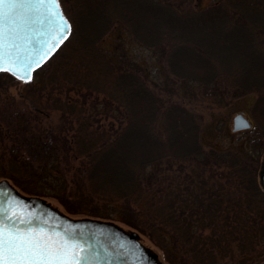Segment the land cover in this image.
<instances>
[{"label": "trees", "instance_id": "trees-1", "mask_svg": "<svg viewBox=\"0 0 264 264\" xmlns=\"http://www.w3.org/2000/svg\"><path fill=\"white\" fill-rule=\"evenodd\" d=\"M61 6L73 33L24 83L27 110L0 120V181L54 199L69 215L119 221L168 264H223L264 246V127L255 125L248 152L206 149L201 115L164 103L98 46L121 26L162 59L169 83L198 84L218 104L257 93L255 117L264 102V0H218L205 10L192 0ZM54 112L65 120L61 134L42 126Z\"/></svg>", "mask_w": 264, "mask_h": 264}, {"label": "snow or ice", "instance_id": "snow-or-ice-1", "mask_svg": "<svg viewBox=\"0 0 264 264\" xmlns=\"http://www.w3.org/2000/svg\"><path fill=\"white\" fill-rule=\"evenodd\" d=\"M70 33L73 24L61 0H0V71L32 81L33 70ZM255 119L257 128L264 127V102ZM13 207L0 201V264H100L99 251L82 234H62L38 219H21Z\"/></svg>", "mask_w": 264, "mask_h": 264}, {"label": "rangeland", "instance_id": "rangeland-1", "mask_svg": "<svg viewBox=\"0 0 264 264\" xmlns=\"http://www.w3.org/2000/svg\"><path fill=\"white\" fill-rule=\"evenodd\" d=\"M218 0H192L194 9L205 10L214 5ZM99 48L106 54L118 69H130L143 76L147 85L159 96L164 103L181 104L202 116L204 127L201 133V142L206 149L217 150H238L248 152L252 142L256 138V119L252 113V108L257 99V93L249 94L238 99H228L226 103H216L200 95L198 84H185L181 81L169 83V74L165 63L159 56L138 43L131 34L123 27L112 28L98 43ZM174 79V78H173ZM171 78V80H173ZM23 81L17 79L9 73L0 74V120L6 122V117L12 115L17 110H27V104L21 99L19 93L24 86ZM237 114H244L253 123L247 131L234 132L233 120ZM44 128H54L61 134V128L65 125L63 117L54 112L42 118ZM65 127V126H63ZM62 140V138H61ZM61 146L62 144L59 143ZM60 146V147H61ZM64 152V148H63ZM65 154V153H64ZM264 155L262 158L263 162ZM71 164L75 165L71 158ZM262 165V163H261ZM260 173V171H259ZM260 179V177H259ZM261 183V182H260ZM53 208L61 213L82 220L91 218L83 216H72L65 213L62 206L54 199H44ZM116 227L132 237L133 231L128 226L114 223ZM136 241L145 249L148 258L155 264H168L165 262L162 252L146 237L138 234ZM234 261H227L223 264H239L238 260H245L244 264H264V246L255 253L241 256L236 253ZM240 254V255H239Z\"/></svg>", "mask_w": 264, "mask_h": 264}, {"label": "water", "instance_id": "water-1", "mask_svg": "<svg viewBox=\"0 0 264 264\" xmlns=\"http://www.w3.org/2000/svg\"><path fill=\"white\" fill-rule=\"evenodd\" d=\"M67 40L60 45L52 57L61 49ZM39 68L33 70V78ZM0 73L9 72L0 71ZM249 124L252 125L251 121L244 114H237L233 120V131L249 130L251 128L248 127ZM259 176L261 186L264 190V159ZM0 201H4L5 203L11 202L14 205L12 209L13 213L21 219H38L46 223L50 229L58 230L62 234L65 232L69 235L73 233L82 234V238L86 239L99 251L100 264H155L148 258L145 249L136 241L138 233L133 232L132 237H130L127 233L116 227L114 223L90 219H73L56 210L41 198L23 196L7 180L0 181Z\"/></svg>", "mask_w": 264, "mask_h": 264}]
</instances>
